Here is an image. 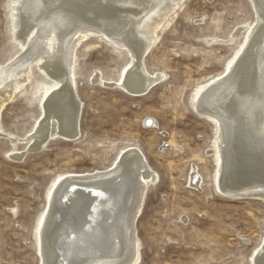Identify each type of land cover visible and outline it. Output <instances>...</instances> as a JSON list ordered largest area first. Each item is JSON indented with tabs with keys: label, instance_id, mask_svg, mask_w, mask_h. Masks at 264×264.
<instances>
[{
	"label": "rangeland",
	"instance_id": "1",
	"mask_svg": "<svg viewBox=\"0 0 264 264\" xmlns=\"http://www.w3.org/2000/svg\"><path fill=\"white\" fill-rule=\"evenodd\" d=\"M14 16L15 0H0V64L25 49L14 36ZM255 20L250 0H185L143 60L163 79L142 95L115 83L132 61L129 51L91 35L74 63L83 103L80 135L58 136L43 148L26 138L41 121L42 99L55 81L35 62L30 81L0 118V264H41L39 225L57 179L110 168L129 147L156 173L137 220L138 264H253L264 241V200L217 189L216 127L195 102L228 71ZM96 74L105 83L94 81ZM16 151L26 153L22 160L11 155ZM194 170L199 187L191 185Z\"/></svg>",
	"mask_w": 264,
	"mask_h": 264
},
{
	"label": "bare ground",
	"instance_id": "2",
	"mask_svg": "<svg viewBox=\"0 0 264 264\" xmlns=\"http://www.w3.org/2000/svg\"><path fill=\"white\" fill-rule=\"evenodd\" d=\"M184 2L15 0L14 36L25 49L9 64H0V118L6 104L30 81L33 64L39 62L55 82L42 99L44 115L26 141L32 148H43L58 136L77 139L83 109L74 74L78 48L91 35H104L126 48L132 61L121 80L114 82L133 95H142L163 79L161 74L149 73L143 60L158 30ZM250 2L256 20L242 48L228 71L202 88L195 108L216 127L217 189L232 198L264 200V0ZM94 81L104 82L98 74ZM25 154L11 155L22 160ZM155 179L146 157L134 147L125 149L110 168L58 178L39 225L41 264H138L137 220L148 184ZM190 180L199 187L201 179L195 170ZM252 262L264 264V241Z\"/></svg>",
	"mask_w": 264,
	"mask_h": 264
}]
</instances>
